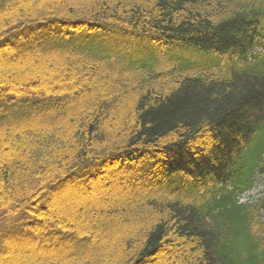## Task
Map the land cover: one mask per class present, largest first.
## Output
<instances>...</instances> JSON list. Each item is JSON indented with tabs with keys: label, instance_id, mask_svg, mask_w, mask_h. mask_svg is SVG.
Masks as SVG:
<instances>
[{
	"label": "trees",
	"instance_id": "1",
	"mask_svg": "<svg viewBox=\"0 0 264 264\" xmlns=\"http://www.w3.org/2000/svg\"><path fill=\"white\" fill-rule=\"evenodd\" d=\"M262 176L264 0H0V264H264Z\"/></svg>",
	"mask_w": 264,
	"mask_h": 264
},
{
	"label": "rangeland",
	"instance_id": "2",
	"mask_svg": "<svg viewBox=\"0 0 264 264\" xmlns=\"http://www.w3.org/2000/svg\"><path fill=\"white\" fill-rule=\"evenodd\" d=\"M14 74H16V73H13V75ZM64 76H65V74H63V77ZM125 176H130V175H128L127 173H125ZM77 193L78 192L75 191L74 192V196L77 195ZM78 198H80V197H78ZM93 199H94V197H93ZM240 199L243 202H248V203H252V204H255V203L264 201V177L263 176L262 177H258V179L256 180L254 186L251 189H248V190H245L244 192H242V194L240 195ZM98 203L101 206L103 205L105 207H112V203L111 202H106L103 199H100V201H98L97 204ZM261 216H262V219L264 221V208L261 210ZM124 225H126V224H124ZM125 229H126V227H124L123 225H121L120 230L123 231ZM35 253L36 252L33 251V254L25 256L28 259V261H25V262H27L28 264H37L36 263L37 261H36L35 256H34V255H36ZM10 256L13 257V258L11 257L10 260H14L16 255L12 254ZM16 257L18 258L16 262L22 261V259H20V257L18 255ZM8 260H9V258H8Z\"/></svg>",
	"mask_w": 264,
	"mask_h": 264
},
{
	"label": "bare ground",
	"instance_id": "3",
	"mask_svg": "<svg viewBox=\"0 0 264 264\" xmlns=\"http://www.w3.org/2000/svg\"><path fill=\"white\" fill-rule=\"evenodd\" d=\"M90 34L96 40V44L99 43L103 48L111 49L114 51V42H115V38L117 37V35L115 33H113L110 29H99V30L91 31ZM170 50H171L170 48L163 47V53H161L162 66L165 64L167 57H168L167 52H169ZM121 53H123V52L120 51V54ZM130 59L131 58H127V61ZM137 59H139V58H137ZM148 59L154 60V57H151ZM164 59H165V61H164Z\"/></svg>",
	"mask_w": 264,
	"mask_h": 264
}]
</instances>
